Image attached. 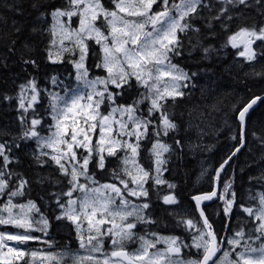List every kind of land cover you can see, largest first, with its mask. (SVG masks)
I'll return each instance as SVG.
<instances>
[{
    "label": "snow or ice",
    "instance_id": "snow-or-ice-1",
    "mask_svg": "<svg viewBox=\"0 0 264 264\" xmlns=\"http://www.w3.org/2000/svg\"><path fill=\"white\" fill-rule=\"evenodd\" d=\"M222 3L225 7L219 9L214 19L227 15L230 10L227 6L246 5L247 0H222ZM260 3L261 0H257V4ZM111 4L108 8L101 0H66L65 7L42 12L41 16L49 15L52 20L45 29L51 37L46 50L48 60L62 63L65 54H70L69 62L78 83L75 88L65 87L63 95L41 90L35 79L20 85L19 109L23 114L19 120L26 126L21 138L34 139L38 152L36 161L42 166L51 162L67 180L68 190L56 198L60 209L56 220H67L74 226L78 248L75 251L66 248L59 253L27 249L30 242L42 239L34 232L47 235L49 221L34 201L14 202V198L23 196L28 181L19 176L16 187H12V180L18 174L9 170L12 157L8 154L7 143H0V197H8L0 204V225L17 229L15 233L0 231V264H264V191L250 196V200L255 201L251 206L240 205L247 219L230 236H219L201 208L203 201L218 198L224 202V216L230 219L236 203L231 182L225 183L223 192L214 187L211 193L193 197L202 227L191 218L178 221V225L198 233L192 236L191 245L177 236L157 233H151V239L148 235L137 237L134 231L137 223L154 221L144 214L149 203L136 204L130 197L148 198L145 185L150 180L156 186L167 184L169 189L175 188L162 178L168 163L165 154L172 150L164 137L178 129L167 102L183 97L188 87L185 82L196 73L190 75L173 63V59L181 55V34L199 33L192 19L201 7L210 8L211 5L204 0H111ZM73 17L79 18L78 27L72 26ZM98 23L102 27H98ZM91 40L100 48L95 67L103 69L105 76L90 78L87 61L92 54L88 43ZM258 40L264 41V26L239 27L228 35L226 45L233 49L242 47L237 54L254 61L253 44ZM203 51L207 55L211 49L205 47ZM25 63L36 64L34 60ZM255 75L264 77V71ZM51 80L53 84L58 83L55 76ZM133 80L145 91L130 104H117V98L132 86ZM41 91L47 92L49 97L48 115L52 121L46 136L41 135L38 128L42 126V118L33 116L30 121L27 118L29 110L34 111L39 102ZM260 100L264 97L256 96L239 110L241 145L245 143L246 115ZM145 102L148 103L147 115H138ZM105 105L109 107L107 113L102 111ZM149 135L155 137L149 149L154 158V176L138 160L141 141ZM175 143L183 147L181 140ZM121 151L125 153L121 158L123 167L112 173L118 183H99L89 173L90 163L98 156L97 167L104 169L106 158L118 157ZM238 151L239 147L216 169L214 180L220 179L221 172ZM226 194H230V198ZM63 197L67 198L66 202ZM162 199L165 204L177 203L171 194ZM106 238L111 240L113 250L110 253L104 248ZM137 239L139 247L127 251L126 243ZM9 241L15 244L10 246ZM42 242L49 247L53 245L49 240ZM161 244L163 248L159 247ZM189 247L196 249V254L184 259L183 249Z\"/></svg>",
    "mask_w": 264,
    "mask_h": 264
},
{
    "label": "trees",
    "instance_id": "trees-1",
    "mask_svg": "<svg viewBox=\"0 0 264 264\" xmlns=\"http://www.w3.org/2000/svg\"><path fill=\"white\" fill-rule=\"evenodd\" d=\"M204 3L211 7H201L199 14L192 19L200 32L181 34V55L173 59V63L190 75L196 73L184 89L186 94L167 102L178 129L164 137V142L172 150L165 154L168 163L163 177L175 188L169 189L167 184L156 186L150 180L145 185L149 191L148 198H130L136 204L147 202L150 205L144 214L154 223H137L141 230L161 236H177L186 243L190 242L193 231L185 225H178V221L191 218L201 227L200 217L190 197L211 190L216 168L241 145L237 117L239 110L251 98L264 93V77L255 75L264 71V41L258 40L253 44L256 52L254 61H247L237 54L243 50L242 47L233 49L226 45L228 35L239 27L264 26V0L260 4H257V0H247L246 5H229V12L219 20L214 17L219 14L221 7H225L222 0H204ZM65 6L66 0H0V143H7L10 149L8 154L12 157L9 170L18 174L12 180V187H16L19 176L28 181L23 196L14 198V202L34 201L40 213L49 221L47 235L44 232L40 235L52 241L53 248L62 249L72 248L77 243L74 226L67 220H56L59 215L56 198L68 190V183L57 166L51 162L42 166L36 161L38 152L34 139L21 138L26 126L19 120L23 114L19 109V98L20 85L30 79H35L41 90L60 94H64L65 87H76L75 70L69 62L72 56L66 53L62 63H52L47 58L46 50L51 37L45 29L52 20L49 15L41 16L42 12L50 13L53 8ZM228 16L232 19L229 20ZM88 43L92 53L87 61L89 70L93 76H103L105 71L95 67L99 60V47L93 40ZM205 47L211 49L207 55L203 51ZM76 55L78 58V52ZM26 60H34L35 66L26 64ZM53 76L57 77V84L52 83ZM144 90L133 80L132 86L117 98L116 103L130 104ZM48 105L47 92L41 91L34 111L29 110L27 113L29 121L33 116L42 118V126H38L41 135L48 133V126L52 123ZM147 108L148 103L145 102L138 114L147 115ZM244 132L245 143L221 172L218 184L220 192H223L225 183L231 182L232 192L236 194L230 219L224 216V202L218 198L203 209L219 236L230 235L237 230L247 219L240 205L251 206L254 201L250 200V196L254 192L264 191V180H261L264 176V100H260L247 116ZM154 139V136L149 135L141 141L138 157L139 163L153 176L154 158L149 149ZM178 139L182 141L183 147L176 145ZM98 159L97 156L90 163L89 173L95 175V179H101V184L116 183L113 170L123 167L117 161L118 157L108 156L104 169L97 167ZM169 194L176 197L177 203L163 202V196ZM226 195L230 198V194ZM7 199V196L0 197V204ZM62 199L64 202L67 200L66 197ZM229 224L231 226L226 227ZM0 228L15 231L12 226L0 225ZM40 246L49 245L33 241L27 249L37 250Z\"/></svg>",
    "mask_w": 264,
    "mask_h": 264
},
{
    "label": "rangeland",
    "instance_id": "rangeland-1",
    "mask_svg": "<svg viewBox=\"0 0 264 264\" xmlns=\"http://www.w3.org/2000/svg\"><path fill=\"white\" fill-rule=\"evenodd\" d=\"M101 2L106 6V7H108V8H111L112 7V4H111V0H107V1H102L101 0ZM177 2H178V0H177ZM156 10H159L158 8L156 9ZM66 19V18H65ZM72 20H73V24H72V26L73 27H78V24H79V18L78 17H73L72 18ZM97 26L98 27H102V24H100V23H98L97 24ZM94 41V40H93ZM94 43H95V41H94ZM99 47V46H98ZM53 51H55V49L53 50ZM99 53H100V48H99ZM106 75V72H105V74L103 75V76H105ZM91 77H96V75H92L91 74V72H90V78ZM76 83H78L77 81H75ZM77 85V84H76ZM145 91V90H144ZM61 95H63V94H61ZM109 110V107H108V105H105V106H103L102 107V111H104L105 113H107V111ZM139 115V114H138ZM46 135H48V133L46 134ZM45 135V136H46ZM97 136H98V133H97ZM125 139H128L127 137H125ZM134 139V138H133ZM50 151V150H49ZM83 150H80V152H82ZM85 154V153H84ZM86 155V154H85ZM125 155V153L124 152H119V154H118V162L119 163H121V158H123V156ZM94 177H96L95 175H94ZM162 178H163V175H162ZM164 179V178H163ZM97 180V179H96ZM100 180L101 179H98L97 181L100 183ZM81 182H84V180H83V178H81ZM107 183H109V182H107ZM77 195H78V193H77ZM26 203V202H25ZM35 218L37 219V220H39V215H36L35 216ZM7 226H11V225H7ZM85 226H86V224H85ZM13 227V226H12ZM14 228V227H13ZM14 230L15 231H11V230H3V229H1L0 228V231H4V232H8V233H15L16 231H17V229H15L14 228ZM193 232L191 233V235H196V234H198V233H196V231L195 230H192ZM148 237H150V236H148ZM8 244L11 246V245H13V244H15V242H11V241H9L8 242ZM109 244H111V240H109ZM104 248H105V251H107V252H111L112 250V248L110 247V246H107V244H106V239H105V244H104ZM4 251H7V249H5ZM44 251H46V250H44ZM51 252H53L52 250H51ZM55 252V251H54ZM55 253H57V252H55ZM28 259L29 260H31V257L29 256L28 257Z\"/></svg>",
    "mask_w": 264,
    "mask_h": 264
},
{
    "label": "water",
    "instance_id": "water-1",
    "mask_svg": "<svg viewBox=\"0 0 264 264\" xmlns=\"http://www.w3.org/2000/svg\"><path fill=\"white\" fill-rule=\"evenodd\" d=\"M259 96L264 97V93H263L262 95H259ZM251 100H252V98H251ZM248 102H249V101H248ZM248 102H247V103H248ZM247 103H246V104H247ZM258 103H259V101L257 102V104H258ZM246 104H245V105H246ZM257 104L254 105V106L249 110V113L251 112V110H253V109L257 106ZM245 105H244V106H245ZM244 106H243V107H244ZM243 107H242V108H243ZM242 108H241V109H242ZM238 113H239V112H238ZM249 113L246 115V118H247V116L249 115ZM245 122H246V121H245ZM239 124H240V123H239ZM240 133H241V127H240ZM241 146H242V145H240V147H241ZM219 167H220V166H219ZM219 167H218V168H219ZM214 173H215V174H214V177H215V176H216V171H215ZM220 176H221V174H220ZM218 184H219V180H218V181L214 180V181H213V184H212V185H213V188H212L211 191H209V192H205V193H200V194H195V195H193L192 197H190L191 200H192V202L195 204V207H196L195 210H197V206H196L195 201L193 200V197L198 196V195H203V194L211 193V192L213 191L214 187H215V189L218 191V186H219ZM214 199H215V198H214ZM214 199H213V200H214ZM213 200H211V201H203L202 204H201V208L203 209L205 205H207L208 203L212 202ZM197 212H198V215H199V211H198V210H197ZM199 216H200V215H199ZM201 222H202V221H201Z\"/></svg>",
    "mask_w": 264,
    "mask_h": 264
}]
</instances>
